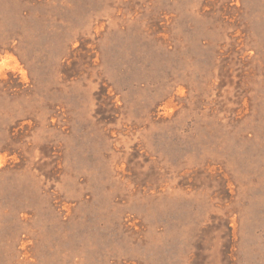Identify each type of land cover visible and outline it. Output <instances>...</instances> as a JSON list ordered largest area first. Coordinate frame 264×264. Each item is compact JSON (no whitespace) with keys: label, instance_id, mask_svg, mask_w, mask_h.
<instances>
[{"label":"rangeland","instance_id":"1","mask_svg":"<svg viewBox=\"0 0 264 264\" xmlns=\"http://www.w3.org/2000/svg\"><path fill=\"white\" fill-rule=\"evenodd\" d=\"M0 264H264V0H0Z\"/></svg>","mask_w":264,"mask_h":264}]
</instances>
